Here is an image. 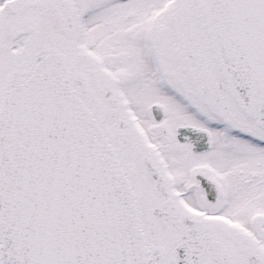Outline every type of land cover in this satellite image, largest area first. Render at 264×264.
Segmentation results:
<instances>
[{
  "label": "snow or ice",
  "instance_id": "6c2138e0",
  "mask_svg": "<svg viewBox=\"0 0 264 264\" xmlns=\"http://www.w3.org/2000/svg\"><path fill=\"white\" fill-rule=\"evenodd\" d=\"M0 264H264V0H0Z\"/></svg>",
  "mask_w": 264,
  "mask_h": 264
}]
</instances>
